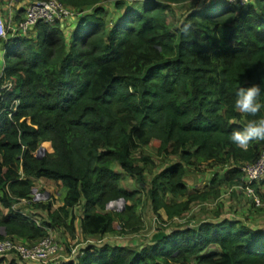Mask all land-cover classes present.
I'll list each match as a JSON object with an SVG mask.
<instances>
[{
  "label": "trees",
  "instance_id": "trees-1",
  "mask_svg": "<svg viewBox=\"0 0 264 264\" xmlns=\"http://www.w3.org/2000/svg\"><path fill=\"white\" fill-rule=\"evenodd\" d=\"M57 1L81 13L75 24L39 23L27 35L0 39V240L34 243L53 228L75 238L78 209L86 241L114 234L117 226L119 234L139 233L138 193L121 183L124 175L147 183L153 164L142 151L149 146L161 159L181 160L150 181L153 212L160 217L164 210L168 222L193 202L220 196L216 175L208 190L189 194V167H226L227 185H244L242 167L260 158L264 140L240 148L230 134L264 117V109L251 117L234 108L242 85L264 81V0L244 8L210 0L190 7L178 27L167 13L191 0H143L128 10L119 0L117 20L107 18L105 0ZM43 144L53 153L37 157ZM41 180L61 183L66 192L58 209L50 202L25 206L30 217L44 214L38 218L45 230L12 210L31 200ZM119 200L122 210H108ZM187 227L137 249L90 245L78 258L50 264H264V228L234 220Z\"/></svg>",
  "mask_w": 264,
  "mask_h": 264
},
{
  "label": "rangeland",
  "instance_id": "rangeland-1",
  "mask_svg": "<svg viewBox=\"0 0 264 264\" xmlns=\"http://www.w3.org/2000/svg\"><path fill=\"white\" fill-rule=\"evenodd\" d=\"M118 1L119 0H105L101 4V6L107 11V18L110 20H117L123 13L116 9L115 4ZM125 1L127 6L126 10H128L138 5L139 1L143 0ZM18 2H20V0H18ZM210 4V0H191L187 4L173 6L167 13L168 22L173 26L178 27L180 26L190 7L203 8ZM72 11L74 16L69 22L72 23L71 25L75 24L81 14L75 10ZM87 11L90 13L91 9ZM71 25L67 32L71 31ZM0 49L2 52V48ZM52 153L53 152L50 149L49 144H43L40 146L35 155L37 157H43ZM142 153L150 156L153 164L148 165L145 170L147 183L143 186H140L135 178L124 175L121 185L128 190L136 191L138 193L136 199L139 200L138 202L140 203L138 205L137 211L138 215L142 217L143 229L137 234L126 235L121 233L119 234L120 229L117 226L116 233L118 234L114 233L103 237H93L86 241L79 229V220L81 218L82 211L78 209L75 211L77 218L75 222V238H71L70 234L63 228H53L49 232L50 235L63 247V252L56 262H68L76 257L78 258L80 251L90 245H95L96 247L100 248L106 244H112L133 249H137L141 246H148L159 240L163 235L171 232L176 227L188 226L187 228H194L202 222L217 223L223 220H234L241 222L245 226L251 227L252 229L258 230L264 228V185H258L259 193H257L256 189L254 188L257 198L259 199V203L257 204L256 202L254 204L249 199L244 188H241V186L237 188L230 187L227 185L228 183L223 180L228 168H223L221 166L215 167L211 163L203 164L196 168L189 167L187 169L188 176L186 177L185 183L188 186L189 194L194 192L203 193L204 191L208 190L211 185L210 181L216 175L218 178H220L219 180H221L219 186L217 187V190L220 192V196L216 199L208 198L207 200L193 202L190 206V209L185 212L182 217H179L172 222L167 221V216L165 215L164 210H161V216L157 217L153 212L152 202L148 198V191L151 188L150 181H152L153 178L158 175L167 165L177 164L181 160L179 157L170 158L169 160H166L165 158L161 159L157 156V151L152 146L143 149ZM135 156L140 158L141 154H137ZM140 164L142 165V163ZM35 190L39 191L38 195L43 194L44 192L49 195V200L46 202L52 203L53 209H58L63 205L66 192L61 183L41 180L37 183ZM168 196L171 198L170 195ZM187 198L188 196L181 197L174 201L177 203L186 202ZM37 200L38 197L35 196L34 201L37 202ZM118 208L119 210H122L120 205H118ZM42 216L43 219H45L44 214L39 213V217ZM67 245L69 246L70 251H67Z\"/></svg>",
  "mask_w": 264,
  "mask_h": 264
},
{
  "label": "built area",
  "instance_id": "built-area-1",
  "mask_svg": "<svg viewBox=\"0 0 264 264\" xmlns=\"http://www.w3.org/2000/svg\"><path fill=\"white\" fill-rule=\"evenodd\" d=\"M228 3L239 8L246 7L253 0H225ZM5 6L0 8V39H8L18 35L29 34L39 23L52 24L56 21L69 23L74 16L73 11L57 0L30 1L24 4L22 10L24 14L18 19V11L21 9V3L18 0H6ZM17 9H19L17 11ZM4 87H7L4 86ZM244 174V185L241 188L246 190L249 199L255 204L259 203L254 184H259L264 180V150L260 158L252 163L242 167ZM239 186H236L237 188ZM37 200V202H43ZM43 198V199H42ZM261 201V200H260ZM35 201L20 200V204L12 207L13 212L29 216L25 206ZM259 206V205H258ZM39 211L30 218L42 229ZM35 214V212H34ZM45 230V229H44ZM50 232V230H49ZM50 234V233H49ZM63 252V247L51 236L45 237L37 242L29 243L27 240L18 238H8L0 240V259L8 255H14L18 261L24 264H50L56 262Z\"/></svg>",
  "mask_w": 264,
  "mask_h": 264
},
{
  "label": "clouds",
  "instance_id": "clouds-1",
  "mask_svg": "<svg viewBox=\"0 0 264 264\" xmlns=\"http://www.w3.org/2000/svg\"><path fill=\"white\" fill-rule=\"evenodd\" d=\"M189 27V24H185L182 30L188 31ZM262 84L264 81L257 84L242 85L235 95V110L256 117L257 113L264 109V102L260 99L264 95ZM253 140H264V117L250 119L246 126L234 129L230 134V141L240 148L246 147Z\"/></svg>",
  "mask_w": 264,
  "mask_h": 264
},
{
  "label": "crops",
  "instance_id": "crops-1",
  "mask_svg": "<svg viewBox=\"0 0 264 264\" xmlns=\"http://www.w3.org/2000/svg\"><path fill=\"white\" fill-rule=\"evenodd\" d=\"M21 1V0H20ZM26 2H22L21 3V9L23 8V6H24V4H28V2H30V0H25ZM6 2V1H5ZM3 7V6H2ZM1 48V47H0ZM3 53V51L1 52V49H0V60H2V54ZM262 185V184H261ZM38 190H34V192L32 193V195H31V199H32V201H34V199H35V196H37L38 197V199H39V201H42L41 200V197H43V195H45L44 197V199H43V202H46V201H48L49 200V195L46 193V192H44L43 194H40V195H38ZM13 258L12 257H9V256H7V257H4V258H2L1 260H3V261H1V264H11V260H12Z\"/></svg>",
  "mask_w": 264,
  "mask_h": 264
},
{
  "label": "water",
  "instance_id": "water-1",
  "mask_svg": "<svg viewBox=\"0 0 264 264\" xmlns=\"http://www.w3.org/2000/svg\"><path fill=\"white\" fill-rule=\"evenodd\" d=\"M118 205H120V207H122V209L124 208L125 202L124 200H119L115 203H111L108 205V209L111 211H117L119 210Z\"/></svg>",
  "mask_w": 264,
  "mask_h": 264
},
{
  "label": "flooded vegetation",
  "instance_id": "flooded-vegetation-1",
  "mask_svg": "<svg viewBox=\"0 0 264 264\" xmlns=\"http://www.w3.org/2000/svg\"><path fill=\"white\" fill-rule=\"evenodd\" d=\"M34 192V191H33Z\"/></svg>",
  "mask_w": 264,
  "mask_h": 264
}]
</instances>
